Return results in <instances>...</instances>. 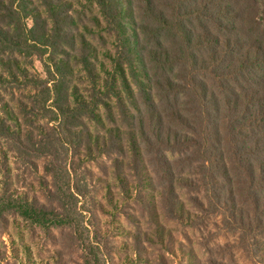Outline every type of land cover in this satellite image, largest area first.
<instances>
[{"label":"trees","instance_id":"trees-1","mask_svg":"<svg viewBox=\"0 0 264 264\" xmlns=\"http://www.w3.org/2000/svg\"><path fill=\"white\" fill-rule=\"evenodd\" d=\"M34 1L44 8L49 27ZM91 1L116 41L115 52L108 55L111 70L103 69V77L90 52L81 59L94 91L90 100L79 101L76 86L67 84L69 62L53 54V21L60 29L66 2L0 0V91L12 94L6 86L17 83L22 97L15 113L0 93V218L17 216L42 228L65 223V215L53 213L50 203L56 184L53 158L62 149L67 155L69 144L84 133L72 125L75 118L87 114L96 119L93 108L99 103L112 113L111 125L102 133L86 128L87 153L93 147L106 155L116 152L118 170L127 158L140 198L149 187L154 190L151 172L162 175L157 196L161 205L168 201L173 206L175 216L183 214L176 190L195 192L196 206L219 216L236 246L254 264H264V7L259 0ZM27 17L34 22L29 29ZM27 49L49 52L47 60L42 58L44 82L22 65ZM109 94L115 104L106 101ZM49 101L50 107L43 106ZM112 108L125 127L115 125ZM41 110L52 115L47 125L37 121ZM10 158L27 171L42 162L49 207L21 195L24 181L11 174ZM70 170L66 163L59 165L64 194L74 184L78 191L83 185L82 176L74 179ZM117 179L127 191L126 179L120 174ZM58 190L63 192L56 185ZM55 208L63 205L58 202ZM229 262L235 264L232 256Z\"/></svg>","mask_w":264,"mask_h":264},{"label":"rangeland","instance_id":"rangeland-1","mask_svg":"<svg viewBox=\"0 0 264 264\" xmlns=\"http://www.w3.org/2000/svg\"><path fill=\"white\" fill-rule=\"evenodd\" d=\"M64 1L66 7L62 11L64 16L59 23L60 29L55 28L53 21V54L69 62L72 74L67 76V84L69 87L76 86L79 101L82 97L90 100L94 88L80 61L90 52V60L103 77V69L111 70L108 55L114 54L116 41L107 31L95 3L91 0ZM259 3L263 8L264 3L260 0ZM32 5L38 9L41 19H47L49 27L51 21L44 8L37 1ZM260 16L264 25V13ZM24 23L27 29L34 24L31 17L25 18ZM41 24L38 21L37 33L42 31ZM89 45L92 49L87 47ZM27 51L28 56L20 58L22 65L44 82L46 74L42 58L47 60L49 52L43 49ZM6 87L12 94L1 90V96L15 109L16 101L19 98L22 100L18 91L21 85L10 83ZM25 96L27 99L24 101L30 107L31 101L28 95ZM30 96L33 97V93ZM108 96L106 101L115 104L112 94ZM44 105L50 107L51 101ZM112 110L115 125L118 123L121 128L125 127L119 121L121 117L117 109ZM93 112L97 115L96 119H90L87 114L75 118L72 125L81 127L84 133H78L79 140L69 144L67 155L62 149L57 158H53V183L56 182L55 188L56 185L62 187L63 192L58 190L55 193L53 187L50 203H53V213L65 215V223L42 228L17 216L0 218V264H214V260L220 259L230 264V256L235 264H254L247 253L236 246L233 234L226 232L220 217H210L209 211L200 209L198 204L196 206L194 198L199 195L195 192L184 188L176 190V201L182 206L183 214L180 216L178 212L175 216L176 212L171 211L173 206L169 207L168 201L161 205L157 196L162 175L151 172L154 190L149 187L144 197L140 198L135 191L133 170L126 168L127 158H121L123 165L118 170L113 161L117 155L115 151L106 155L93 147L92 152L87 153L84 144L86 128L92 133H102L112 120V113L99 103L95 104ZM47 117L52 115L41 110L37 121L47 125ZM53 119L56 116L53 115ZM55 122L53 120V126ZM63 163L70 165V174L74 179L82 176L83 185L79 191L74 184L71 193L67 190L64 194L65 187L62 185L65 182L58 175L59 165ZM9 164L11 174L14 176L16 173L24 181L18 188L21 195L29 200L35 198L49 207L45 192L48 186L45 183L49 178L42 162L37 164L36 169L30 167L28 171L26 168L29 167L15 164L12 158ZM118 174L126 179L127 191L122 190ZM124 179L122 182H125ZM58 202L63 208H55Z\"/></svg>","mask_w":264,"mask_h":264}]
</instances>
